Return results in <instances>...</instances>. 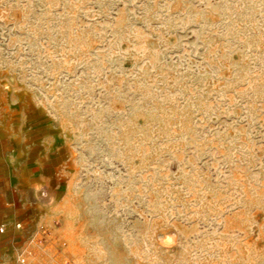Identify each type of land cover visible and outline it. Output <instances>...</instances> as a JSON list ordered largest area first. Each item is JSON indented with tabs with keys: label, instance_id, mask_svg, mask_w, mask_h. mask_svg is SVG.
Listing matches in <instances>:
<instances>
[{
	"label": "rangeland",
	"instance_id": "obj_1",
	"mask_svg": "<svg viewBox=\"0 0 264 264\" xmlns=\"http://www.w3.org/2000/svg\"><path fill=\"white\" fill-rule=\"evenodd\" d=\"M264 264V0H0V264Z\"/></svg>",
	"mask_w": 264,
	"mask_h": 264
},
{
	"label": "built area",
	"instance_id": "obj_2",
	"mask_svg": "<svg viewBox=\"0 0 264 264\" xmlns=\"http://www.w3.org/2000/svg\"><path fill=\"white\" fill-rule=\"evenodd\" d=\"M17 264H31V262L28 260V258L25 255H20L18 257Z\"/></svg>",
	"mask_w": 264,
	"mask_h": 264
}]
</instances>
